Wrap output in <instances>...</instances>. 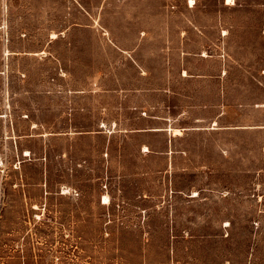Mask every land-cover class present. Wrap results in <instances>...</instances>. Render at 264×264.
<instances>
[{"label": "rangeland", "instance_id": "obj_1", "mask_svg": "<svg viewBox=\"0 0 264 264\" xmlns=\"http://www.w3.org/2000/svg\"><path fill=\"white\" fill-rule=\"evenodd\" d=\"M0 264H264V0H0Z\"/></svg>", "mask_w": 264, "mask_h": 264}, {"label": "bare ground", "instance_id": "obj_2", "mask_svg": "<svg viewBox=\"0 0 264 264\" xmlns=\"http://www.w3.org/2000/svg\"><path fill=\"white\" fill-rule=\"evenodd\" d=\"M173 131H174L175 135H178V134H180L181 130L180 129H174ZM104 200H105V202H103V203L108 204L110 202V197L108 195H105Z\"/></svg>", "mask_w": 264, "mask_h": 264}, {"label": "crops", "instance_id": "obj_3", "mask_svg": "<svg viewBox=\"0 0 264 264\" xmlns=\"http://www.w3.org/2000/svg\"><path fill=\"white\" fill-rule=\"evenodd\" d=\"M174 130V129H173ZM174 132V131H173Z\"/></svg>", "mask_w": 264, "mask_h": 264}]
</instances>
